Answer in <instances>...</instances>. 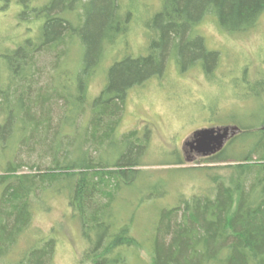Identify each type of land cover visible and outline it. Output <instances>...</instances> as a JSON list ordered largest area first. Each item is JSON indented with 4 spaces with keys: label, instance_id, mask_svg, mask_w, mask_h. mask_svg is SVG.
<instances>
[{
    "label": "trees",
    "instance_id": "obj_1",
    "mask_svg": "<svg viewBox=\"0 0 264 264\" xmlns=\"http://www.w3.org/2000/svg\"><path fill=\"white\" fill-rule=\"evenodd\" d=\"M8 2L0 0V9ZM16 4L20 21L31 23L35 34L11 48L0 38V146L5 150L0 163L6 161L0 166V259L29 225L34 203L41 204L45 191L56 190L67 193L88 244L83 264H130L132 256L139 264H264V118L250 126L226 124L239 133L219 153L201 159L220 167L185 168L206 175L208 188L162 210L150 246L131 236L134 213L119 225L113 217L118 195L139 173L148 144V137L135 131L116 137L127 92L170 62L200 68L210 77L218 52L206 48L196 28L209 18L222 32L245 33L263 14L264 0H162L148 25L146 55L111 63L105 86L92 99L87 91L94 73L130 20L122 0ZM75 44L83 55L71 79L64 66ZM244 67L243 78L234 84L251 99L264 100V73L250 82ZM65 127L74 128L76 136L67 135ZM23 148L27 161L6 159ZM233 148L239 151L230 154ZM113 155L116 159L109 161ZM182 162L177 156L171 165ZM23 166L29 174H18ZM53 251L48 240L15 264H49Z\"/></svg>",
    "mask_w": 264,
    "mask_h": 264
},
{
    "label": "rangeland",
    "instance_id": "obj_2",
    "mask_svg": "<svg viewBox=\"0 0 264 264\" xmlns=\"http://www.w3.org/2000/svg\"><path fill=\"white\" fill-rule=\"evenodd\" d=\"M161 2L122 0V10L125 15H129L130 20L125 34L106 51L102 67L95 71L87 91L88 99L97 96L105 86L111 63L127 56L136 58L146 55L148 25L161 8ZM20 8L16 0H9L0 9V38L5 41L6 47L11 48L35 34L31 23L25 19L20 21ZM71 18L75 20L74 16ZM195 33L204 38L208 50L218 52L219 62L209 74L210 77L200 68L182 69L172 62L167 63L161 74L153 75L142 86L127 92L121 121L116 129V137L133 131L138 137H148L146 152L139 158L142 163L138 168L139 173L132 177L129 186L121 190L113 210L118 225L135 214L131 236L144 246L151 245L162 210L176 206L181 196L189 197L208 188L206 175L185 168L221 166L203 160L182 162L180 166L171 165L177 156H181V145L187 136L209 125L237 123L250 126L257 123L256 119L264 118V100L251 99L243 94L241 87L234 84L236 79L238 82L243 78L246 65L248 69L244 75L250 82L260 75V71L264 73V12L256 26L245 33L230 35L222 32L209 18L196 28ZM82 55V46L75 44L70 47L64 66L68 78L72 79L79 70ZM57 75L61 78V74ZM68 89L71 92L74 89L72 80ZM54 112L56 122L60 110L56 108ZM86 121L87 117L82 119L78 131H83ZM75 131L74 128H64L70 137L76 136ZM2 148L1 145L0 155L5 152ZM238 151L233 148L230 154ZM17 153L6 159L12 160L13 156L14 159L18 157V161L28 160L24 148ZM34 159L31 158V161ZM107 159L113 161L116 157L108 156ZM4 163L5 160L0 163L2 168ZM29 173V168L24 166L18 171V174ZM66 194L48 190L40 196L42 202L34 203L29 225L0 259V264L18 263L30 250L40 248L48 240L54 242L49 264H83L82 256L88 244L81 235L79 220L69 207ZM139 255L147 259L144 251ZM130 264H139L135 256H132Z\"/></svg>",
    "mask_w": 264,
    "mask_h": 264
},
{
    "label": "water",
    "instance_id": "obj_3",
    "mask_svg": "<svg viewBox=\"0 0 264 264\" xmlns=\"http://www.w3.org/2000/svg\"><path fill=\"white\" fill-rule=\"evenodd\" d=\"M235 125L205 127L193 131L182 143V148H188L200 159L219 153L226 142L239 133ZM190 163L191 161H186Z\"/></svg>",
    "mask_w": 264,
    "mask_h": 264
},
{
    "label": "flooded vegetation",
    "instance_id": "obj_4",
    "mask_svg": "<svg viewBox=\"0 0 264 264\" xmlns=\"http://www.w3.org/2000/svg\"><path fill=\"white\" fill-rule=\"evenodd\" d=\"M221 126H226V125H221ZM207 127H217V126H212V125H209V126H207ZM188 137V136H187ZM235 137V136H234ZM234 137H232L231 139H229L227 142H226V144H225V146L234 138ZM225 146H224V148H225ZM223 148V149H224ZM181 160L182 161H191V162H196V161H198V160H201L199 157H197V155L194 153V152H190V150H188V148H182V145H181Z\"/></svg>",
    "mask_w": 264,
    "mask_h": 264
},
{
    "label": "bare ground",
    "instance_id": "obj_5",
    "mask_svg": "<svg viewBox=\"0 0 264 264\" xmlns=\"http://www.w3.org/2000/svg\"><path fill=\"white\" fill-rule=\"evenodd\" d=\"M116 51H117V50H116ZM115 59H116V58H115ZM115 59H114V60H115ZM99 154H100V153H99ZM99 156H100V155H99ZM59 190H60V189H59ZM1 254H2V253H1Z\"/></svg>",
    "mask_w": 264,
    "mask_h": 264
}]
</instances>
